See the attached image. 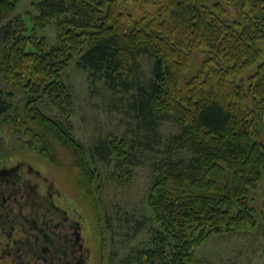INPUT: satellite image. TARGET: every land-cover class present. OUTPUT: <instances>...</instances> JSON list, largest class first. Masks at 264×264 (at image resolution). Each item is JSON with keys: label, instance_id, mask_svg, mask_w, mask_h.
Wrapping results in <instances>:
<instances>
[{"label": "trees", "instance_id": "1", "mask_svg": "<svg viewBox=\"0 0 264 264\" xmlns=\"http://www.w3.org/2000/svg\"><path fill=\"white\" fill-rule=\"evenodd\" d=\"M21 1L0 0V73L25 94L16 105L0 87V120L45 160L64 165L68 151L73 182L99 214L95 159L116 158L128 172L140 151L156 156L147 264H201L194 248L211 233L256 223L249 196L264 171V0H36L38 14L14 17ZM52 23L51 44L40 31ZM142 55L153 59L148 77ZM74 61L135 119L125 135L91 149L74 137L63 76ZM45 97L66 120L42 108ZM166 118L178 131L164 137Z\"/></svg>", "mask_w": 264, "mask_h": 264}, {"label": "rangeland", "instance_id": "2", "mask_svg": "<svg viewBox=\"0 0 264 264\" xmlns=\"http://www.w3.org/2000/svg\"><path fill=\"white\" fill-rule=\"evenodd\" d=\"M35 1L22 0L14 17L17 15L28 17L26 14L29 12L32 15L38 14ZM40 33L47 36L51 44L54 43L57 36L56 24L47 25ZM196 56V60L199 61L201 56ZM140 62L144 75L150 76L153 59L142 55ZM63 76L74 96V112L67 121L72 123L70 126L76 139L91 149L100 138L126 134L128 123L135 119L126 114L120 101L121 106L120 104L119 107L115 106L117 99L100 80L94 79L89 70L81 67L76 61L68 66ZM0 87L14 92L16 105L25 97L22 89L6 84L1 73ZM44 101L41 106L48 114L66 120L47 97ZM160 126L164 137L178 131V126L170 118L164 119ZM35 154L38 155L17 136L14 124L1 119L0 162L17 157L28 158ZM149 154L150 152L140 151L138 163L129 166L128 172L116 166V158L109 162L95 159L93 167L100 171L101 175L96 174L93 193L100 214L91 197L78 191L73 182L77 179L76 176H79V172L72 166L71 154L64 150L62 154L64 165L46 160V166L52 175L60 179L64 190L69 196L72 194L78 199L86 225L94 230L95 264H147L141 253L153 244V229L158 226L148 205L154 174L152 161L157 158L150 157ZM249 197L251 205L256 209V223H247L232 233L227 231L221 234L211 233L202 243L195 246V263L264 264V171L259 186L251 190Z\"/></svg>", "mask_w": 264, "mask_h": 264}, {"label": "flooded vegetation", "instance_id": "3", "mask_svg": "<svg viewBox=\"0 0 264 264\" xmlns=\"http://www.w3.org/2000/svg\"><path fill=\"white\" fill-rule=\"evenodd\" d=\"M94 230L39 155L0 162V264H95Z\"/></svg>", "mask_w": 264, "mask_h": 264}]
</instances>
